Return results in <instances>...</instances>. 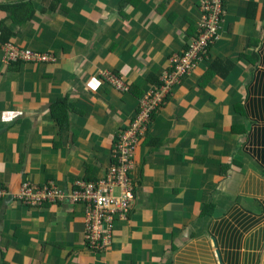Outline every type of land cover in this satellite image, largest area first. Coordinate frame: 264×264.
Masks as SVG:
<instances>
[{
    "label": "crops",
    "instance_id": "1",
    "mask_svg": "<svg viewBox=\"0 0 264 264\" xmlns=\"http://www.w3.org/2000/svg\"><path fill=\"white\" fill-rule=\"evenodd\" d=\"M26 1L35 11L24 26L0 8V187L17 193L24 183L53 181L70 190L77 180L99 181L150 82L160 87L199 40L201 0L0 6ZM263 2L225 0L220 40L164 96L134 155L135 199L127 218L112 222L107 249L86 247L83 204L28 207L9 196L0 199V264H264V166L250 143L261 123L249 108L264 100L252 92L264 65L240 59L254 51L251 41L264 48ZM8 42L56 61L9 64ZM217 58L234 63L224 78L209 70ZM105 72L129 91L111 87ZM60 101L58 126L52 108ZM211 204L212 215L202 216Z\"/></svg>",
    "mask_w": 264,
    "mask_h": 264
},
{
    "label": "built area",
    "instance_id": "2",
    "mask_svg": "<svg viewBox=\"0 0 264 264\" xmlns=\"http://www.w3.org/2000/svg\"><path fill=\"white\" fill-rule=\"evenodd\" d=\"M225 0H201V20L199 40L191 44L185 53L176 59L173 69L165 73L160 87L150 88L140 102L139 111L130 126L120 132L112 149V163L99 181L77 180L70 190H64L53 181L42 187L24 183L17 193L0 187V199L11 198L28 207H39L45 203L55 204L67 201L71 204H83L84 236L86 247L93 251H102L111 245L112 222L115 218L125 220L135 199L136 187L130 177L135 167L134 155L143 136L149 129L152 115L157 111L164 96L172 86L191 74L196 64L208 53L211 43L221 38L220 29L226 14ZM5 61L8 63L56 61L50 54H39L30 49H20L8 42L2 46ZM104 80L115 90L127 92L128 84L117 74L103 73ZM116 189L119 194L116 195Z\"/></svg>",
    "mask_w": 264,
    "mask_h": 264
},
{
    "label": "trees",
    "instance_id": "3",
    "mask_svg": "<svg viewBox=\"0 0 264 264\" xmlns=\"http://www.w3.org/2000/svg\"><path fill=\"white\" fill-rule=\"evenodd\" d=\"M224 4H225V2H224ZM263 4H264V2H263ZM54 5H52V6H54ZM0 8L2 10L6 11L8 13L9 19L14 24H16L18 26H22V25L24 26L29 20H31L33 18L34 11H35L31 1L21 2V3L7 5V6H0ZM261 18L264 19V9L262 11ZM0 29L2 32H5V30H4L5 28L2 29L0 27ZM6 33L7 34L5 35L4 39L2 40L3 43L9 41V39H7V38L8 37L10 38V36L12 34L11 31H9L8 29H7ZM210 45H209V47H210ZM249 45L254 48V51H252L251 53H246V54L241 53L240 59L241 60L243 59L244 62L249 63L251 65H256V64L260 63L263 66L264 65V48H262V50L260 52L257 51V48L260 46V42H258V41H251L249 43ZM209 47H208V49H209ZM28 63H32V62H28ZM35 63H37V62H35ZM198 63L196 64V66L198 65ZM233 66H234L233 62H231L229 60H225V59L222 60V59L217 58L214 62H212L209 70L212 72V74H214V75L217 74L220 77L224 78L229 74V72L231 71ZM150 84L153 87H158L160 83L159 84L155 83L156 85H154L152 82H150ZM252 92L254 93V95H260V96L264 95V74L263 73H260L257 76L256 86H255V89L253 88ZM62 104H63V102L60 101L55 106H53V108H52L53 114L55 116V119H56L58 126H61L62 121L64 120V118H62V116H61V113H60L61 111L59 110L61 108L60 105H62ZM238 106H239V104L236 105V108ZM249 108H250V112H251L250 113L251 117L254 119H257L258 123H261V124L257 125L253 129V131L250 130V132L253 133L251 136V140H250L251 153L254 156V159H256L260 165L264 166V100L258 99L256 101L251 102ZM250 132H248V134ZM262 173L264 174V170H262ZM214 208H215L214 204L207 206L205 209L207 212L202 213V216H207L210 214L212 215ZM176 250H177V247L175 245H172L171 251L175 252Z\"/></svg>",
    "mask_w": 264,
    "mask_h": 264
},
{
    "label": "water",
    "instance_id": "4",
    "mask_svg": "<svg viewBox=\"0 0 264 264\" xmlns=\"http://www.w3.org/2000/svg\"><path fill=\"white\" fill-rule=\"evenodd\" d=\"M213 240H214V242H215V245H217L216 239L213 238ZM217 252H218V255H219V250H217Z\"/></svg>",
    "mask_w": 264,
    "mask_h": 264
},
{
    "label": "clouds",
    "instance_id": "5",
    "mask_svg": "<svg viewBox=\"0 0 264 264\" xmlns=\"http://www.w3.org/2000/svg\"><path fill=\"white\" fill-rule=\"evenodd\" d=\"M10 64V63H9Z\"/></svg>",
    "mask_w": 264,
    "mask_h": 264
},
{
    "label": "rangeland",
    "instance_id": "6",
    "mask_svg": "<svg viewBox=\"0 0 264 264\" xmlns=\"http://www.w3.org/2000/svg\"><path fill=\"white\" fill-rule=\"evenodd\" d=\"M119 191V190H118Z\"/></svg>",
    "mask_w": 264,
    "mask_h": 264
}]
</instances>
